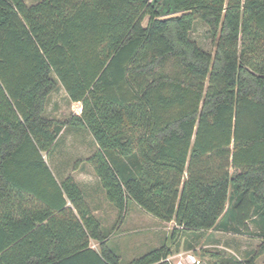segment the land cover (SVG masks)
Segmentation results:
<instances>
[{
  "label": "trees",
  "instance_id": "1",
  "mask_svg": "<svg viewBox=\"0 0 264 264\" xmlns=\"http://www.w3.org/2000/svg\"><path fill=\"white\" fill-rule=\"evenodd\" d=\"M198 20L213 51L191 36ZM59 85L80 114L46 115ZM64 126L92 136L86 160L119 216L131 199L173 220L169 242L121 261L81 185L44 158ZM250 223L255 264L264 0H0V264H171L182 231Z\"/></svg>",
  "mask_w": 264,
  "mask_h": 264
},
{
  "label": "rangeland",
  "instance_id": "2",
  "mask_svg": "<svg viewBox=\"0 0 264 264\" xmlns=\"http://www.w3.org/2000/svg\"><path fill=\"white\" fill-rule=\"evenodd\" d=\"M34 2L35 0H25ZM147 17L143 20V25ZM205 50L213 51L211 39L205 26L197 21L192 34ZM80 102H70L63 87L53 91L46 107V115L55 119H67L79 113ZM96 145L87 130L64 126L59 133L56 145L44 158L58 179L67 175L80 182L86 193V202L101 222L107 234V244L120 256L122 262L138 258L168 239L175 227L174 221H163L143 210L136 202L129 200L128 206L120 217L118 210L106 200L99 186L93 167L86 159L93 154ZM257 228L250 223V233L221 231L217 229L182 231L173 242L170 255L172 264L181 254L192 253L201 264H246L245 259L258 243ZM91 245L98 248L97 241ZM255 264H264V254L255 259Z\"/></svg>",
  "mask_w": 264,
  "mask_h": 264
},
{
  "label": "built area",
  "instance_id": "3",
  "mask_svg": "<svg viewBox=\"0 0 264 264\" xmlns=\"http://www.w3.org/2000/svg\"><path fill=\"white\" fill-rule=\"evenodd\" d=\"M170 260V256L168 258ZM172 264V263H171ZM174 264H201L194 254L186 252L181 254L180 258Z\"/></svg>",
  "mask_w": 264,
  "mask_h": 264
},
{
  "label": "crops",
  "instance_id": "4",
  "mask_svg": "<svg viewBox=\"0 0 264 264\" xmlns=\"http://www.w3.org/2000/svg\"><path fill=\"white\" fill-rule=\"evenodd\" d=\"M80 112H81V110H80ZM80 112L79 113H76V114H80ZM75 179V178H74ZM76 180V179H75ZM77 181V180H76ZM79 184H80V182L79 181H77ZM81 185V184H80ZM93 213V212H92ZM94 214V213H93Z\"/></svg>",
  "mask_w": 264,
  "mask_h": 264
}]
</instances>
